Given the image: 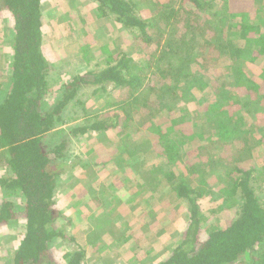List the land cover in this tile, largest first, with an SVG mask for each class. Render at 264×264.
<instances>
[{
	"label": "trees",
	"instance_id": "1",
	"mask_svg": "<svg viewBox=\"0 0 264 264\" xmlns=\"http://www.w3.org/2000/svg\"><path fill=\"white\" fill-rule=\"evenodd\" d=\"M43 1L0 0V11L10 18L2 28L10 57L0 75V264H114L99 262L100 255L91 261L85 247L60 244L75 241L65 225L72 224L73 232L83 220L99 222L101 213L84 207L106 208L88 194L98 184L90 168L110 162L120 163V179L133 177L118 206L138 197L144 205L175 202L171 222L177 221L178 239L156 264H264V0H230V7L223 0H93L98 18L129 29L133 41L122 52L110 37L94 52L70 34L71 64L85 69L62 82L50 73L55 56L64 54L45 52V33L54 16L63 30L71 27L60 13L44 16ZM68 20L79 24L73 14ZM221 59L224 67L214 72ZM87 87L92 96L101 95V111L74 99ZM56 91L61 98L50 102ZM200 95L202 105L196 106ZM69 103L81 116L74 111L72 119L64 117ZM162 109L172 113L154 123ZM188 109L203 117L200 124H192ZM183 110L185 120L173 121ZM78 118L81 123L64 133L61 127ZM141 128L157 136L151 156L162 160L134 171L120 159L132 151L131 133ZM69 133L96 140L88 153L97 151L98 160L78 164L69 177L76 180L66 187L68 201L58 203L66 164L62 135ZM47 136L57 139L45 150ZM124 220L122 225L133 224V218ZM145 226L124 233L118 228L107 236L105 252L136 264L143 247L135 231ZM132 242L140 243L128 249ZM146 253L155 254L154 248Z\"/></svg>",
	"mask_w": 264,
	"mask_h": 264
},
{
	"label": "rangeland",
	"instance_id": "2",
	"mask_svg": "<svg viewBox=\"0 0 264 264\" xmlns=\"http://www.w3.org/2000/svg\"><path fill=\"white\" fill-rule=\"evenodd\" d=\"M164 1V0H162ZM209 1V0H206ZM227 1V4L229 6L230 0H223ZM238 2V0H236ZM63 0H45L43 1V4L41 6L42 13L44 16L53 15L56 13H60L62 16V21H67L69 26L71 27V31L73 33H69L71 31L69 30H63V28L60 27V21L57 19L56 16L53 25H50L49 31L45 33V52H57L58 54L63 53L64 57L65 54H67L69 51H72V44H71V38L70 34H72V37L82 38L81 43L85 44L86 42L90 45H92L94 52L97 51V48L101 45V41H104V39H108L110 36L114 40V44L118 47L119 50L122 52L124 50H127V47L130 46L132 40V36L130 35L129 29H124L120 31V25L116 23H105L101 21V19L97 16L96 11V4L93 2V0H71L70 7L65 8L62 6ZM246 6V5H244ZM230 7V6H229ZM236 7V5L232 6ZM70 14H73V16L76 18L77 23L73 20H68ZM9 17L6 16L2 11H0V75H3L5 70H7V62L10 57V52L5 53L8 51L7 46L3 45L4 40L2 39L4 35H6V31H2V28L4 26H7L5 23H9ZM66 23V22H65ZM82 27V28H80ZM51 28V30H50ZM61 28V29H60ZM65 28V27H64ZM82 30H85V36L82 33ZM69 31V32H68ZM85 41V42H83ZM81 44V45H82ZM99 53V52H98ZM99 55V54H98ZM224 59H221L218 65H215L213 68L214 72L222 70L221 68L224 67ZM92 62V61H91ZM93 64H96V62L93 60ZM54 64L58 67H56L55 72L50 73V78L60 77L58 81L62 82L63 80H67L70 76H73L77 72H81L84 70V66L80 65L78 68L77 66L70 65V64H63L61 61H56ZM217 67V68H216ZM76 70V71H75ZM60 74V76L58 75ZM57 88V87H56ZM93 88H82L77 92V95L74 99H80L82 101H86V107L88 109H102L103 102L101 95L98 96H92ZM61 98V92L56 91L54 92V96L52 95L50 102H53L54 97ZM203 97L200 95V97L197 98L196 106H199L203 102ZM187 100V99H186ZM70 104V105H69ZM62 111V114L64 117L67 118H73L75 115L71 114L72 112L76 111V116H81L80 108H71V103H69ZM202 105V104H201ZM182 108L184 110L187 109V106L185 104H181ZM172 112H176L177 110L174 107H171ZM184 110L178 112V115L173 118V121H180L183 118ZM187 111V110H186ZM158 112V111H157ZM172 112H168L167 109H162V111L158 112V115H155V118L153 119V122L162 121L163 118H168L167 116L170 115ZM188 112L191 115L192 124L198 125L203 120V117L199 115L197 112H191L188 109ZM158 116V118H157ZM144 117H147L144 115ZM81 118H78L77 120L68 121L65 125H63L65 131L64 133L69 132L70 128H73L74 126H78L81 123ZM185 124V123H184ZM191 124V123H189ZM188 124V125H189ZM192 124L190 126H192ZM167 125V124H166ZM165 126V125H163ZM189 126V127H190ZM207 134V133H206ZM205 134V135H206ZM66 136L62 135V138H66L67 140V146L64 149V158L63 161H66V164H64L63 169V175L61 176V188L58 189L57 193V202L61 203V201L67 199V192L66 187L76 180V178L71 176L73 174L72 172H75V168L79 167V163H90L93 162L96 163L98 160L97 157V151L94 153H88L90 149L95 148L97 145L96 140L92 142H83L82 136L77 138L73 137L70 133L65 134ZM60 136V134H59ZM113 137V135H111ZM98 136H96L97 138ZM137 138V139H136ZM157 138L156 135L149 132L145 128H141L139 133H131V138L134 142L133 148H131L128 154L123 153L121 156L120 161L128 162L129 165H131L129 168L133 169L136 168L138 170H141L142 168H153L157 165H159V160H162L161 158H154L151 155L154 153H157V141L155 140ZM57 138H52L50 136H47L44 139L43 146L45 150H48L56 143ZM107 143H103L106 150L109 151L110 147ZM100 148V147H99ZM61 160V159H60ZM122 163V162H121ZM76 166H75V165ZM101 167H93L90 168L91 174L94 175V178L97 179L98 184L96 188H91L88 190V194L90 198L97 197L99 200H101L103 203H105L106 208L103 209V205H100L99 207L89 206L88 204H84V207L88 210V212H100L101 216L98 215L99 222L96 225H92L90 221L83 220L77 224V227L75 230L73 229L72 224H67L64 226V230L67 234V236H71L73 240L75 241H62L60 244H64L62 248L65 249H75L77 245L85 247V249L89 252V258L92 261V257L95 258L98 255H100L101 259L98 261L101 262L107 261V260H113L114 264H123L124 257L121 256H111L110 254L105 252V249L109 248V243L106 238L107 236H113L116 232H118V228L121 230L120 232L124 233V231L129 230L128 228H135L139 227L143 224H146L143 231H135V236L137 239H140V246L143 247V249H140L139 257L136 260V264H156L160 260L163 259L165 256L167 245L170 243L173 244V242L178 239L179 230L177 226V221L172 220V212L171 208L175 205V202L170 204L168 207L167 204L157 203L155 202L154 206L152 204L150 205L147 203L146 205L143 204L140 197L135 199L134 202H132L131 205H126L125 203L121 205L118 204V197L123 195L125 192V186L127 185V179H132V176L125 177L121 179L118 177L120 171L122 170L121 165L119 162H110L108 165H106L103 169H100ZM134 170V169H133ZM174 170V169H172ZM136 171V170H134ZM133 173V172H131ZM93 178V176L91 177ZM114 178V179H109ZM120 183H122V188L118 189V180ZM90 180V179H87ZM85 182V181H84ZM196 184V183H195ZM65 186V188L63 187ZM63 187V188H62ZM95 189V190H94ZM116 197V201L112 202L111 198ZM69 198V196H68ZM2 197L0 195V201ZM71 198H69L70 200ZM13 200V198L11 199ZM205 200V199H204ZM14 202H17V199L13 200ZM68 201V199L66 200ZM65 201V203H66ZM203 201V200H202ZM63 203V202H62ZM17 204V203H16ZM118 207H117V206ZM107 209V210H106ZM101 210V211H99ZM120 213V214H118ZM127 214V218H126ZM179 216L182 218L180 221H182L186 214L183 212V210L180 211ZM126 220H130L133 218V224L129 227L126 225H122L123 222ZM96 226V227H95ZM152 226H155L154 228ZM179 226L181 227L180 223ZM150 227L151 229H147ZM145 240V241H144ZM71 242V243H70ZM139 243L132 242L130 245H128V249L132 246L139 245ZM154 248L155 254L149 255L147 254V250H150ZM61 249V248H60ZM62 250V249H61ZM123 260V261H122ZM97 261V262H98ZM122 261V262H120Z\"/></svg>",
	"mask_w": 264,
	"mask_h": 264
},
{
	"label": "crops",
	"instance_id": "3",
	"mask_svg": "<svg viewBox=\"0 0 264 264\" xmlns=\"http://www.w3.org/2000/svg\"><path fill=\"white\" fill-rule=\"evenodd\" d=\"M111 37V36H110ZM109 37V38H110ZM44 44V43H43ZM51 53V52H50ZM47 54L48 55H50L49 54V52H47ZM47 54H45L46 55V57L48 58L49 56L47 55ZM56 54H58L57 52H56ZM71 53H70V51L67 53V54H65V57L64 56H61V59H60V57H59V59H57L56 58V56H55V60H57V61H61V63H63V64H70V65H74V63H72L71 64V59L69 58V55H70ZM50 58V57H49ZM51 60H52V58H51ZM85 69V68H84ZM258 119H260V117H259V115H258Z\"/></svg>",
	"mask_w": 264,
	"mask_h": 264
}]
</instances>
